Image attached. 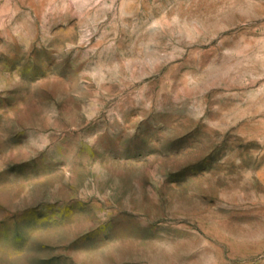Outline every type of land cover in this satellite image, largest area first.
<instances>
[{
  "label": "rangeland",
  "instance_id": "374dc122",
  "mask_svg": "<svg viewBox=\"0 0 264 264\" xmlns=\"http://www.w3.org/2000/svg\"><path fill=\"white\" fill-rule=\"evenodd\" d=\"M0 264H264V0H0Z\"/></svg>",
  "mask_w": 264,
  "mask_h": 264
}]
</instances>
